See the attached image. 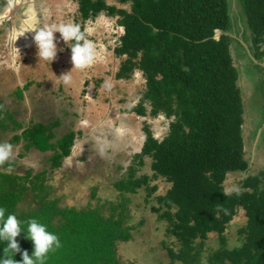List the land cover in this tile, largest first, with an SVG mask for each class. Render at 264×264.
<instances>
[{
	"label": "trees",
	"instance_id": "16d2710c",
	"mask_svg": "<svg viewBox=\"0 0 264 264\" xmlns=\"http://www.w3.org/2000/svg\"><path fill=\"white\" fill-rule=\"evenodd\" d=\"M77 1L76 21H80L82 31L86 21L101 13L117 17L118 26L124 29L114 49L116 56H126L117 78H129L138 70L146 85L138 104L128 111L144 117V104L150 102L151 117L163 114L174 118L162 141L145 125V139L135 154L139 164L142 158H151L156 175L172 183L160 199L169 207L160 219L166 220V232L180 245L179 253L168 250L171 261L264 264V169L240 182L241 195L223 194L226 176L244 172L249 165L244 157L238 74L230 54L234 24L227 0H116L129 8H117L105 0ZM238 3L250 33L252 57L264 61V0ZM5 123L0 118V131H5ZM13 124L22 131L10 143L23 141L25 151L51 153L47 158L51 171L70 156L74 134L67 132L56 138L57 123L25 128L14 120ZM261 136L264 158V131ZM7 167L0 168V207L7 209L6 216L15 214L25 230L23 222L35 218L60 238L62 247L49 253L46 264H119L117 243L130 238L122 200L110 206L106 215L98 206H61L59 199L48 193L45 172L18 175L7 173ZM114 188L134 191L124 180L116 182ZM30 196L31 200L19 208ZM239 210L247 219L240 229L244 241L229 249L224 233ZM210 234L218 237L220 247L200 263L201 248ZM25 237L22 232L17 241L21 252L26 250L31 256L34 244ZM4 246L0 243V256ZM21 259L17 253L15 260Z\"/></svg>",
	"mask_w": 264,
	"mask_h": 264
},
{
	"label": "rangeland",
	"instance_id": "374dc122",
	"mask_svg": "<svg viewBox=\"0 0 264 264\" xmlns=\"http://www.w3.org/2000/svg\"><path fill=\"white\" fill-rule=\"evenodd\" d=\"M105 1L117 8H129L116 0ZM227 2L234 24L230 54L238 74L244 157L249 165L244 172L229 173L222 184L224 190L234 185L240 187L245 177L264 169L261 144L264 61H254L252 57L250 33L238 0ZM77 3V0H0V118L5 119L7 126L5 131H0V143H10L15 134L21 133L13 120L23 128L35 123H57L56 138L67 132L74 134L70 156L62 161L59 169L52 171L47 161L51 153L25 151L23 141L12 142L16 162L11 172L25 175L29 171L31 176L45 172L48 193L58 198L61 206H98L106 215L110 206L122 200L130 238L117 243L119 264H182L172 262L169 257L168 250L179 253L180 245L166 232V220L160 219L169 209L160 199L166 196L172 183L156 175L151 158H142L141 164L140 158H135L145 139L144 126H148L155 139L162 141L174 118L163 114L151 117L150 102L144 104V117L128 111L138 104L146 85L138 70L129 78H117L126 59L114 53L124 33L116 22L117 17L101 13L83 24L86 38L94 42L99 54L98 60L85 70L72 69L71 43L66 44L60 33H54L57 56L50 62L39 60L33 41L35 32H26L51 24H79ZM70 71L72 81L65 84L61 75ZM120 180L129 181L134 191H117L114 184ZM30 200L31 196L27 197L19 208ZM246 221L244 212L239 210L224 233L227 248L243 243L240 229ZM219 247L218 237L210 234L201 248L200 263Z\"/></svg>",
	"mask_w": 264,
	"mask_h": 264
},
{
	"label": "clouds",
	"instance_id": "9594fccd",
	"mask_svg": "<svg viewBox=\"0 0 264 264\" xmlns=\"http://www.w3.org/2000/svg\"><path fill=\"white\" fill-rule=\"evenodd\" d=\"M29 31L35 32L33 41L38 49L37 56L39 60L52 62L57 56V42L54 36V33L57 32L60 33L61 39L66 44L70 41L73 42L70 47L72 69L85 70L98 60L99 54L96 45L93 41L86 38L79 24L71 22L51 24L26 32ZM60 50L63 51V49ZM71 71L61 75L63 83H71ZM106 87L110 88L111 85L106 82ZM13 148L14 146L9 142L0 143V168L7 164L8 167L5 169L7 173H11L13 170L12 162L16 159ZM233 193L241 195L242 190L239 186L234 185L223 192L225 196H230ZM224 211L226 212V210ZM6 212V208L0 207V243L5 245L3 255L0 256V264H46L49 253L55 252L62 247L59 236L48 231L47 226L38 222L37 219L32 218L24 221L23 223L26 224L25 230L22 227V222L15 214H8L6 216ZM22 232H25V238L30 239L34 244L31 256L26 250L21 252L17 237ZM17 253H21L22 259L20 261L15 260Z\"/></svg>",
	"mask_w": 264,
	"mask_h": 264
},
{
	"label": "water",
	"instance_id": "95a60500",
	"mask_svg": "<svg viewBox=\"0 0 264 264\" xmlns=\"http://www.w3.org/2000/svg\"><path fill=\"white\" fill-rule=\"evenodd\" d=\"M254 61H256V60H254Z\"/></svg>",
	"mask_w": 264,
	"mask_h": 264
}]
</instances>
